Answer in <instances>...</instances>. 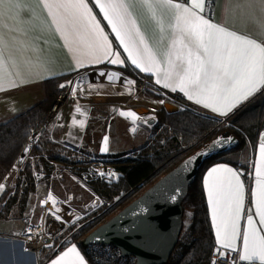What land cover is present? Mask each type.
Instances as JSON below:
<instances>
[{
    "label": "crops",
    "instance_id": "crops-1",
    "mask_svg": "<svg viewBox=\"0 0 264 264\" xmlns=\"http://www.w3.org/2000/svg\"><path fill=\"white\" fill-rule=\"evenodd\" d=\"M84 2L91 10L95 20L99 22L100 28L107 35L109 48L113 55L102 59L100 63L89 64L85 62L83 67H76L74 53L70 50V45L65 43L64 36L56 29L48 9L38 0H26V3L31 5L32 11H25L22 14L24 23L18 27L23 35L20 33L13 35H16L21 41H26L30 47L27 50H22L18 47L12 53L11 59H9V66H11L12 60H16L23 70L31 71L35 74L30 79L18 80L17 87L9 88V77L7 71L5 72L4 90L0 91V122L10 119L42 101L45 97L44 81L58 76H68L60 85L64 82H72L70 84L72 89L70 91L72 94L70 95L72 98L70 96L63 101L59 110L56 111L58 117L55 118L53 125L50 129L48 127L45 129H47L49 139L64 146L66 152H63V154H66L67 157L77 159L89 157L90 161L97 156L103 157L106 154H122L139 150L155 137L154 123H150V118L145 116L148 109L146 107L147 104L137 100V106L134 107V110L125 109V113H136L135 117L119 112L118 108L122 106V102L127 100L126 96L130 87L129 78L131 75L125 72V68H131L135 73L150 78L154 86L168 92L173 90L164 87L163 83H156L157 77L154 73L145 72L133 65L131 58L125 51L124 46L119 43V38L113 32L96 0H84ZM101 3H104V0H101ZM125 3L128 6L130 15L136 22L137 28L144 36L145 42L160 61L161 68H166V53L172 38L175 10L161 3H153L150 7L144 0H125ZM173 3H182L189 8H194V0H188V2H176L173 0ZM202 14H205L206 18L212 20V22L226 26L238 34L245 35L250 39H256L257 42H264V30L258 28L256 23L253 22L256 18L264 20V0H211V2L206 0L205 13ZM7 23L12 25L11 21H7ZM5 57H9L7 50H5ZM111 59L122 60L123 63L112 64L109 62ZM45 66L51 71L45 70ZM11 71L15 72L17 69L13 67ZM101 73L104 75H101ZM109 76H112L111 80L108 79ZM262 90H264V87H260L253 96L237 104L226 115L221 114L226 111L222 105H215L220 107V111H213L212 108H206L202 104L196 103L194 99L189 100L185 92L179 89L174 92L183 94L186 102L192 106L223 118L234 114ZM77 107H79L80 111H77ZM105 138H107L106 144ZM122 141L129 142L130 148H124V145L121 144ZM260 142L261 135L258 136L254 147L251 145L246 151L236 153L240 155L237 161L247 163L250 166V172L246 176L241 169L226 161L211 164L206 168L203 175V186L213 223L212 205L209 200L206 181L211 183L215 177H208V172L213 167L224 165L243 174L240 176L245 188L244 208L242 218L239 221L241 237L236 241L235 245L240 257L243 255L242 236L247 227L245 218L250 207L253 208L254 222L257 227H261L259 218L254 210L252 197L255 185V169L256 167H261L264 170V159H262L259 152ZM105 147H107V151H104ZM227 176L228 174L225 172L216 174V177L220 179H225ZM7 186L16 187L11 183H8ZM41 189L42 185L39 190L33 191L27 198H24L25 200L22 198L18 201L11 211L0 217V219L16 221L19 219L18 217H24L28 214L27 212L31 211L32 203L38 192L42 194L41 200L49 191H55L59 194V188L55 189L52 186H49L44 193ZM25 222L27 225V221ZM213 227L216 246H221L217 241L214 223ZM24 231L25 229L17 231H9L5 228L0 229V264H51L53 260L62 256L67 249L73 246L84 257L86 264H91L83 249L74 240V237L66 240L67 244L60 250L51 247L31 251L20 236ZM50 253L53 254L47 258ZM243 262L261 264L259 260ZM64 264H75V257H66Z\"/></svg>",
    "mask_w": 264,
    "mask_h": 264
},
{
    "label": "snow or ice",
    "instance_id": "snow-or-ice-1",
    "mask_svg": "<svg viewBox=\"0 0 264 264\" xmlns=\"http://www.w3.org/2000/svg\"><path fill=\"white\" fill-rule=\"evenodd\" d=\"M38 2H42L48 9L56 29L64 36L65 43L70 45L76 67H83L85 62L100 63L102 59L113 55L107 35L100 28L99 22L95 20L84 0H38ZM144 2L150 7L153 3H161L175 10L172 38L166 53L167 67L163 69L137 28L125 0H104V3L96 0L113 32L119 38V43L124 46L131 58V63L145 72L154 73L157 77L156 83H163L164 87L173 91L179 89L185 92L189 100L194 99L196 103L212 108L213 111H220V107L215 105H222L226 110L221 113L223 115L253 96L260 87H264V42H257L256 39L238 34L206 18V15L202 14L205 13L206 0H194V8L182 3H173V0ZM25 11H32L26 0H0V91L4 90L6 71L9 88L17 87L18 80L30 79L35 74L23 70L16 60H12L9 66V59L18 47L22 50L30 47L26 41H21L13 35L20 33L18 26L24 23L22 14ZM7 21H11L12 25ZM253 22L264 30V20L256 18ZM5 50L9 53L8 58L5 57ZM109 62L123 63L117 59H111ZM13 67L17 71H11ZM45 70L51 71L46 66ZM108 79L111 80L112 76ZM60 87L65 85L62 84ZM77 111H80L79 107ZM125 115L135 117L136 113L128 112ZM107 150L105 147L104 151ZM259 152L264 159V134L261 135ZM220 172L227 173V178L216 177ZM241 175L243 174L227 166L218 165L208 172V177L215 178L211 183L206 181L217 241L222 248L233 252L237 251L236 241L241 237L239 221L242 218L245 201ZM254 180L253 205L261 227H257L254 222L253 208L250 207L245 218L247 227L242 236L243 255L240 259L259 260L264 264V170L261 167H256ZM2 187L3 185H0V188ZM48 199L52 200V203H57L51 196ZM216 251L219 254L221 249L217 248ZM69 256L75 257V264H86L75 246L67 249L51 264H64L65 258Z\"/></svg>",
    "mask_w": 264,
    "mask_h": 264
},
{
    "label": "trees",
    "instance_id": "trees-1",
    "mask_svg": "<svg viewBox=\"0 0 264 264\" xmlns=\"http://www.w3.org/2000/svg\"><path fill=\"white\" fill-rule=\"evenodd\" d=\"M124 70L137 80L144 77L131 68ZM66 78L68 76H58L44 81L45 97L42 101L0 122V185H3L0 188V217L10 212L22 198L39 190L41 185L46 192L56 165L63 164L70 167L78 186L86 192V198L81 201L82 206L92 205L85 222L74 233V240L83 249L90 263L136 264L134 257L121 256L115 246L94 244L84 247L82 241L92 230L136 199L183 159L218 136L234 135L239 139V145L230 152L208 159L190 185L183 202L184 224L180 240L167 263L210 264L216 240L203 175L208 166L220 161L234 164L245 176L250 172L247 163L237 161L232 155L246 151L251 145L254 147L257 142L260 129L264 126V90L232 114L227 124H221V118L184 100L177 102L179 110L176 112L171 113L162 108L154 122V132L157 134L149 143L133 151L132 155L122 153L103 156L105 160L102 161L114 166L118 174L116 179H109L92 174L85 177L83 171L89 170L91 164L94 165L96 160L101 159L92 158L89 161V157L69 158L63 154L64 147L61 148L59 143L48 138L47 129L42 131L53 103L64 91L59 85ZM34 135L37 138L29 146V140ZM18 166L21 169L17 177L18 184L16 187H8L6 181ZM96 199L97 203L93 204ZM188 214L191 221L186 233L185 219ZM59 242L60 240H56V247ZM66 244L67 242H63L61 246ZM53 253L48 254L47 258Z\"/></svg>",
    "mask_w": 264,
    "mask_h": 264
},
{
    "label": "water",
    "instance_id": "water-1",
    "mask_svg": "<svg viewBox=\"0 0 264 264\" xmlns=\"http://www.w3.org/2000/svg\"><path fill=\"white\" fill-rule=\"evenodd\" d=\"M59 101L57 99L55 104ZM164 108L171 113L179 110L174 103H167ZM52 118L51 109L42 131ZM155 120L150 118L149 122L154 123ZM239 143L234 135L213 139L92 230L83 239L82 245L115 246L123 257H134L136 264H167L180 240L184 224L183 202L190 185L208 159L232 151Z\"/></svg>",
    "mask_w": 264,
    "mask_h": 264
},
{
    "label": "built area",
    "instance_id": "built-area-1",
    "mask_svg": "<svg viewBox=\"0 0 264 264\" xmlns=\"http://www.w3.org/2000/svg\"><path fill=\"white\" fill-rule=\"evenodd\" d=\"M176 2H188V0H174ZM130 87L127 92V100L122 102V106H119V112L120 113H125V109H132L134 110L137 105L136 102L137 100H141L142 103L147 104V113L145 114L146 117L148 118H156L158 112L164 108L165 104L167 103H174L176 105L179 100H185L183 94H179L177 92L171 91H165L157 86H154L153 83L151 82L150 78L148 77H143L137 80L134 77H130ZM71 82V81H68ZM68 82H64L63 85H70ZM134 82V83H133ZM67 97L65 98L68 99L70 97L71 92H66ZM65 92H62L60 96L58 97V100H60ZM64 100V101H65ZM160 101H163V103H160ZM56 105L60 106L62 104H54L52 106V111L56 110ZM179 106V105H178ZM59 107V108H60ZM57 109V111L59 110ZM229 117V116H228ZM228 117H223L221 118V122L225 123L228 120ZM264 134V126L261 127L259 135ZM37 138V135L32 136V138L29 140L28 145L31 146L34 143V140ZM95 163H102L101 165V170L98 173V177H106L109 179H116L118 174L115 171L116 169L109 170L106 168L101 160H96ZM101 173H104V175H101ZM83 175L89 176L91 175L90 170L83 171ZM60 188H59V194L55 191H49L48 194L42 199L41 202V208H42V214L37 223H32L28 225L25 229V231L20 235L21 238L25 241L27 247L31 251H38L43 248H51L55 247L57 250H60L62 248L61 243L65 242L69 238H72L73 233H71L68 237H66L67 232L71 229L73 225V221H71L68 224L59 225L57 221L58 214L57 212L53 209L55 205L57 206H66V204L60 201L61 193H60ZM54 198L57 203H52V200L48 199L49 197ZM73 196L72 194H69L68 196V201L72 200ZM44 201H47V203H44ZM98 199H96L93 203H97ZM69 210H73L72 207L66 206ZM69 213V212H67ZM72 213L75 214V212L72 211ZM82 218V217H81ZM80 219V218H79ZM43 224L42 227L38 230L39 232V237L38 238H32L30 236H33L35 232V227L37 225ZM70 232V231H69ZM62 238V239H60ZM60 239L61 242L55 246L56 240ZM102 245V244H101ZM108 246V245H105ZM220 248L221 251L218 254L216 249ZM119 250V249H118ZM120 252V251H119ZM121 254V253H120ZM122 256V255H121ZM257 264L253 262H243L240 259L239 256V251H231L230 249H224L222 246H216L211 259H210V264Z\"/></svg>",
    "mask_w": 264,
    "mask_h": 264
},
{
    "label": "rangeland",
    "instance_id": "rangeland-1",
    "mask_svg": "<svg viewBox=\"0 0 264 264\" xmlns=\"http://www.w3.org/2000/svg\"><path fill=\"white\" fill-rule=\"evenodd\" d=\"M69 91H72V89L70 88V85H66L64 87L63 92H69ZM71 98H72V96H71ZM57 117H58V115L56 113L55 116L53 117L52 121L47 125V127L49 129L51 128L55 118H57ZM229 117H228V120L225 122L226 124L229 122V119H230ZM221 124H224V123L221 122ZM128 143L125 141H122L121 144L124 145L123 146L124 148L129 149L131 145ZM63 147L64 146L61 145V148H63ZM63 152H66V151L64 150ZM132 154H133V152H129V155H132ZM23 155H24V153H23ZM239 156H240L239 154L234 153L232 155V158L238 160ZM97 157H99V158L101 157V161H102V159L105 160L102 156H97ZM32 159H34V158H32ZM102 162H103L104 166L106 168H108L109 170H112L115 168L114 166H112L110 164H106L104 161H102ZM101 165H102V163H95L94 165L91 164L90 168H89L90 173L94 176L95 175L97 176L101 170ZM20 170L21 169L19 166L14 169V171L11 173V175L7 179L8 181H6L7 185H8V183H11L12 185L18 184L17 177L19 175ZM41 174L44 175V173H41ZM50 178H52V179H50V185L49 186L55 187V189L60 188V191H61L60 192L61 193L60 201L61 202L63 201L66 204V206L69 205V207H72L73 208L72 211L75 212V214L73 215V220H72L74 223H73V226L71 227V229L69 231H71L73 228L74 229L72 232H69V231L67 232L66 237H68L71 233L80 229V227L83 225V223L86 220L87 213L90 212V210L92 209V205L87 207L84 204L82 206L83 202H81V201L86 198V192H85V190L81 189L80 186H78L79 183L75 179V177L72 175L70 167L65 166L63 164L58 165V166L56 165L55 172L51 175ZM41 190L44 193L45 189L42 188ZM69 192H71L70 194H72V196H73V199L70 201H68ZM41 196H42V194L40 192H38V194L35 196V200L32 203L33 205H32L31 211L27 212L28 214H26L24 217H18L19 219L16 221H12V220L8 221V219H0V229L5 228V229H8L9 231L24 230V229H26L25 227H27L28 225H30L32 223H34V224L37 223L41 217V214H42V208H41V203H40V202H42V200L40 199ZM90 202H93V200H91ZM80 207H82L83 209ZM69 211H71V210H69ZM25 221H27V225L25 224L26 223ZM190 221H191V217L188 214L186 219H185L186 228L184 229V232H186V233L188 231L187 226H189Z\"/></svg>",
    "mask_w": 264,
    "mask_h": 264
},
{
    "label": "bare ground",
    "instance_id": "bare-ground-1",
    "mask_svg": "<svg viewBox=\"0 0 264 264\" xmlns=\"http://www.w3.org/2000/svg\"><path fill=\"white\" fill-rule=\"evenodd\" d=\"M66 97H67V93L65 92L63 97L60 99L59 103L62 104ZM58 108H59V106L56 105V110L52 111V117L56 114V111H57ZM53 209L57 212L56 214H58V216H59V218H57V221H58L59 225L63 226L65 223L68 224V223H70L73 220L74 213H72V211H67L68 208L66 206H57V205H55L53 207ZM67 212H69V213H67ZM42 225L43 224L37 225L35 227V232H34L33 236H30V237L38 238L39 235H40L38 230L42 227Z\"/></svg>",
    "mask_w": 264,
    "mask_h": 264
},
{
    "label": "flooded vegetation",
    "instance_id": "flooded-vegetation-1",
    "mask_svg": "<svg viewBox=\"0 0 264 264\" xmlns=\"http://www.w3.org/2000/svg\"><path fill=\"white\" fill-rule=\"evenodd\" d=\"M73 231V229L70 231V232H72ZM75 233V232H74ZM74 233H73V236H74ZM73 236H72V238H73Z\"/></svg>",
    "mask_w": 264,
    "mask_h": 264
}]
</instances>
